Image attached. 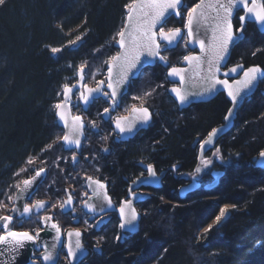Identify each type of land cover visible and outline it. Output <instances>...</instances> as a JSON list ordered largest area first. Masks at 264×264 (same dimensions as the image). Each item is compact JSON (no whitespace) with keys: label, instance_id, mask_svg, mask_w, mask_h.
I'll use <instances>...</instances> for the list:
<instances>
[{"label":"trees","instance_id":"1","mask_svg":"<svg viewBox=\"0 0 264 264\" xmlns=\"http://www.w3.org/2000/svg\"><path fill=\"white\" fill-rule=\"evenodd\" d=\"M197 1H184L180 22ZM131 2L5 0L0 5V216L13 203L17 185L40 167L38 160H49L59 148L54 141L63 129L54 105L63 100V85L78 80L82 64L88 82L106 77L105 61L118 52L113 37L122 30ZM245 34L231 61L264 68V32L249 24ZM52 47L62 51L53 54ZM187 52L185 45L172 52L168 66L180 63ZM143 84L151 90V124L128 141L113 146L109 139L113 149L108 154L95 153L105 160L104 169L118 190L125 188L124 178L135 173L139 161L165 172L163 186L144 203L138 232L121 241L114 231L86 264H264V169L255 166L264 151V82L239 108L234 127L205 156H213V163L201 181L212 180L211 170L224 169L220 185L199 189L185 200L178 189L196 173L199 145L224 122L230 103L219 95L180 109L163 91L170 82L159 62L130 86L136 90ZM133 102L127 94L121 110ZM107 105L108 100L101 102V108ZM217 149L223 163L213 155ZM226 206L227 216L212 224Z\"/></svg>","mask_w":264,"mask_h":264},{"label":"snow or ice","instance_id":"2","mask_svg":"<svg viewBox=\"0 0 264 264\" xmlns=\"http://www.w3.org/2000/svg\"><path fill=\"white\" fill-rule=\"evenodd\" d=\"M5 0H0V5H3ZM182 5V0H132L126 7L128 9L127 24L124 29L117 33V37H113L116 40L119 48L122 50L116 55L111 56L106 64L109 65L107 72V89L110 92L105 91V81L98 80L96 82V87H88L84 81V68L85 65L82 64L78 69L79 80L77 84L69 86L68 84L63 85V95L65 98L64 103H56L54 105L57 110V115L59 119L63 121L65 127L68 128L67 133L62 137L63 144L66 150L79 149L81 145V136L83 135V129L85 127L84 121L80 116H74L71 118V123L69 124L68 118L66 117L64 109L67 107V100L69 94L73 92V88H78L79 96L78 99L82 101L83 105L87 107L90 102H92L96 94L103 96L110 100L112 109L117 105V94L118 88L128 81L129 75L132 73L140 63L142 56L147 55L153 60L158 59L163 63H167V57L161 55V41L165 42V51L169 50V47L176 43L178 39H182L181 29L173 28L165 31L164 25L167 23V19L170 15L180 16V7ZM211 7L215 15L212 17L211 25V43L207 48L206 57L201 60L197 56H185L184 60L189 62H195L197 69H200L204 64L207 65L206 75L202 78L205 81V87L199 95H211L217 91V85L222 86L227 89V95L231 98V102L235 106L238 103V97L243 98L241 95L243 92L251 91L257 86V83L264 82V70L259 67H250L243 73V79L234 80L229 83L228 79H220L218 74L221 72V65L227 67V57L228 49L230 44H235L237 41L244 39V24L243 22L247 19H252L258 22L261 26H264V2H258V0H215L212 5H205L204 0H200L199 3L195 4L194 7L187 10L186 17V28L187 37L189 41L193 39V24H201L207 21L208 17L205 13V9ZM171 10V11H170ZM199 10V11H198ZM234 10H243L244 15H238V20L241 22L236 32L240 35H236L233 31L232 16ZM158 28V30H157ZM77 40L80 37L76 38ZM200 49L202 52L205 51V42L203 39L199 40ZM74 44L75 41H70ZM50 51L55 54L62 51L61 48L52 47ZM99 51V50H97ZM151 61H149L150 63ZM117 69L115 83L113 82V68ZM242 67L237 65L231 68L229 71L223 73L225 77H229L232 73H236L238 69ZM183 70L172 67L171 71L168 73L169 77H179L180 82L184 81ZM95 78L94 76L92 77ZM235 85V87H234ZM162 87V85H160ZM171 92L175 94L176 99L181 105L189 103V94L182 91L179 87H173ZM145 95H151V93H145ZM129 111L130 114L127 116H116L114 118L115 129L118 130L119 134L132 133L137 131L138 125H147L151 120V113L147 107H136L133 105ZM105 114H109L111 119L110 109H103ZM233 116L232 110H229L228 114L225 116V121H230ZM92 127H96L95 122H90ZM227 126V125H225ZM219 129H213L209 134L208 138L204 140L201 144L203 149L204 145L211 144L213 140L217 137ZM57 139H61L57 137ZM106 139V137H102ZM51 147V146H49ZM103 151H108L106 148ZM215 158L221 163H223V157L219 153V149L213 153ZM260 165L264 167V151L259 153ZM72 161L76 163V156H72ZM31 164L33 161L28 160ZM212 164V160L207 158H202L201 165L207 168ZM149 174L150 183H155L158 179L156 171L151 165L146 168ZM21 171H24L22 169ZM44 169L36 171L35 177L32 179H27L23 181L24 188L21 190L22 193L29 192L32 188L36 177H40ZM202 167H197L195 169L196 173H200ZM19 175V173H17ZM143 184L145 181H140ZM19 187V185H17ZM39 187V185H37ZM87 187L92 191V197H95V202L92 201V197H88L83 201L84 207L87 209L85 215H102L103 213L116 210L113 206L111 197L107 195V186L99 180H94L91 176L87 177ZM67 191V190H66ZM131 191V190H130ZM34 193H29L28 198ZM87 196V193H84ZM135 198V194H132ZM9 200L12 199L11 196L8 197ZM73 198L72 194L68 193V198L64 202L60 203L59 207L61 212L67 213L68 211H74L72 208ZM2 206V202H0ZM55 207V205H46L44 201L37 200L35 203L29 207L24 204L21 208H14L12 211L14 213L19 212L21 217H26L31 219L33 212L39 215V213L48 208ZM228 212V208L220 210V214L216 217V222L219 224L225 214ZM118 213L120 217L119 228L125 230L126 232L136 231V221L138 219V213L136 209L132 206V201H122ZM13 220L12 216H0V245L8 246V251L15 254L18 249L25 247L26 242H31L35 245L37 239L40 236V232L36 231L35 235L28 232H15L9 229V225ZM43 226H49L55 232V237L51 245L46 241L40 242V247L44 249L42 254V260L44 264H58L59 252L57 250L58 243L61 248L65 247L64 241L61 239L62 232L58 223L52 222L51 216H43L39 221ZM103 223L102 220L96 222V226L99 227ZM67 235V255L72 260H76L78 252L84 251L81 244L80 237L82 233L79 230L68 231ZM75 237V240H73ZM117 240L120 239L119 236L116 237ZM14 259V255L12 256ZM82 264V261H81Z\"/></svg>","mask_w":264,"mask_h":264},{"label":"flooded vegetation","instance_id":"3","mask_svg":"<svg viewBox=\"0 0 264 264\" xmlns=\"http://www.w3.org/2000/svg\"><path fill=\"white\" fill-rule=\"evenodd\" d=\"M181 17H182L181 15L178 17L171 16L170 18L167 19V21L170 20L169 24L166 23L164 25L165 31H168L169 29H173V28H180L185 32L184 35L182 36V39H180L177 46L174 48L169 47V50L165 51V43H161L160 50L163 56L166 57L170 56L172 52L176 51L181 46L185 45L187 47V35H186L187 17H185L184 22H180V20L182 19ZM187 49L189 50V52H187L184 55V57L191 52V50L188 47ZM184 57L181 59L180 63L178 64L168 66V61L166 64H162L166 70V76H167V71L171 66L182 65V61ZM232 64H236V63H233L231 61L229 66ZM145 70H143L142 73ZM86 84H89L91 86H96V84L88 82L87 80H86ZM171 85L172 84L170 83L169 86L167 87L165 86L166 87L165 90L163 89V91L168 93L169 97H171V95L169 94V88ZM134 89L136 90H132L131 86L129 85L128 94H130V98L134 99L135 102H133L129 106L128 110H130L133 105H135L136 107H147L152 114V120H153L152 108L148 102L149 95H145V93H150L151 91L150 86L148 84H143L142 86ZM219 95H223L231 105L230 97L227 95L226 92H223ZM78 96H79V92L77 91L72 98L71 107H72L73 115H81L83 117L84 123L86 124L85 138L83 144L80 146L79 149L66 150L62 140V137L65 135L66 132L65 129L62 127L63 131L62 134L59 136L61 139H56L54 141V144L59 148L49 155V160L47 159L38 160L40 167H37L33 172V174L31 175L33 176L36 173V171L40 169H44L46 171V175L43 182L39 185V188L32 196V200L27 202V205L32 206L35 203V201L42 200V201H47V205H55V207L48 208L46 211L42 210L39 213V215L33 212L31 219H27L26 217L20 218L18 216H15L13 217L12 220V228H22L28 225L31 227V229L35 227L34 233H36V231H39L44 227L39 222L41 217L51 216L52 221L58 223V225L60 226L62 232V240L64 241L65 244V247L60 248L58 264H70V259L69 256L67 255V247H66L67 239H68L66 233L68 231L79 230L82 233V236L80 237L82 248L87 252V257L81 260L82 264L87 263L93 251H100L103 245L107 244L108 237L114 231L118 233L122 241L123 231L122 229L119 228L120 219L118 217V212L116 210L107 211L102 215H92V214L85 215L87 209L84 207L83 201L91 195L90 190L87 187V177L91 176L93 179H98L99 181L107 184L108 195L111 197L115 209H118L121 202L128 199L131 184L137 179L149 175L147 170L140 165V163L141 162L144 163V161H139L137 163L138 168L136 169L135 173L129 179L124 178V180L127 183L125 188L122 190H118L114 187L115 185L112 184L111 176H109L107 171H105L104 169L105 160H103L101 156L97 155L98 153L95 152H99L100 154L106 155L109 153V150L112 151L113 149L112 146H108L109 139L113 140L114 143L113 146L115 145L117 140L122 141L120 139L119 134L116 133L113 127V121L116 116L129 114V111L121 110V107L123 106L122 104L124 98L122 100L121 105L118 107L116 113L112 114L111 116L112 118L106 119L104 117L103 109L109 108V102H110L109 99L105 97L94 99L93 102L89 104L88 108L85 109L82 104V101L78 99ZM171 98L173 99V101H175L173 97ZM104 100H108V105L106 107L101 108V102ZM118 111L120 114H117ZM103 119L107 122H111L110 123L111 125L109 127L108 124L103 126L104 123ZM93 121L95 122L96 127L91 126L90 122ZM141 131H139L138 133H140ZM102 137H106V139H102ZM105 148L108 151L106 152L103 151V149ZM73 155L76 156L75 164L72 161ZM149 165L155 168L152 164ZM155 170L157 177L161 179V183L159 185L155 184L154 186L151 187L143 186L140 189L133 191V193L137 192L140 195L141 200L139 203L136 204V208L141 213V215L143 214L144 211L143 210L144 203L152 195H154L155 190H158L163 186V182H164L163 179L165 177V172L158 171L156 168ZM68 193H71L74 199V204L72 207L74 211H68L65 214L61 212L59 205L68 198ZM84 193H87V196H85ZM11 210L4 213L2 216L9 215L11 213ZM100 220H102L103 223L99 227H97L96 222ZM129 237L130 236H127L124 239H127ZM73 240H75V237H73ZM81 261L78 264H81Z\"/></svg>","mask_w":264,"mask_h":264},{"label":"water","instance_id":"4","mask_svg":"<svg viewBox=\"0 0 264 264\" xmlns=\"http://www.w3.org/2000/svg\"><path fill=\"white\" fill-rule=\"evenodd\" d=\"M199 2H200V0L197 3H199ZM249 2H250V0H249ZM258 2H264V0H258ZM204 3H205V5H212V4L215 3V0H204ZM183 6H184V0H182V5L180 7V15H181V9H182ZM194 6L195 5H193L192 7H194ZM205 13H206V15L208 17L207 21H204L201 24H197V23L194 22V24H193V39L191 41H189V38L187 37V47L191 50V52L188 53L186 56H197V57H200L201 60L205 59L206 53H207V48H208V46L211 43V25H212V22H213L212 21V17L215 15V12H214V10L211 7H207L205 9ZM127 15H128V13H127ZM127 15H126L125 23H124V26H123L122 30L124 29L125 25L127 24ZM238 15H244V11L243 10H239V11L234 10V12H233L232 24H233V31H234V33H236V35H240V33L236 32V29L238 27H236V25H235V22L239 21L238 20ZM171 16H175V15H170L168 18H170ZM240 23L241 22L239 21V24ZM243 24H244V33H243L244 38H245V35H246L245 32H246L247 27H248L249 24H255L260 32H264V26H261L258 22H255L252 19H247L246 18V20L243 22ZM157 30H158V28H157ZM184 32L185 31L181 29L182 36L184 35ZM186 35H187V28H186ZM201 39H203L204 42H205V51L204 52L201 51L200 45H199V42H198ZM242 40L237 41L234 45L233 44L229 45L228 57H227V67H224L223 64H222L221 65V72L218 74L220 79H228L229 83H232L234 80L243 79L244 71H246L250 67H259L262 70H264V68L262 66H260V65H251V66L246 67V65L244 63H236V64H232V65L229 66V64L231 62L233 51H234L235 47ZM179 41H180V39H178V41L176 43H174L173 45H171L170 47L171 48L176 47ZM161 43H165V42L161 41ZM115 46L118 49L117 53L122 51L119 48V46H118V44L116 42H115ZM149 61H151V62L149 63ZM157 62H159L161 64H165V63L159 61L158 59L153 60L151 57H148L147 55L141 57L140 63H138L137 67L135 69H133L132 73L129 75L128 81L118 88V90H117L118 94H117V97H116L117 105L114 108V110L112 109V105L109 102V109H110V115L111 116H112V114L116 113V111L118 110V107L122 103V100H123L124 96H126L128 94L130 83L133 80L138 79L143 70H145L147 68L154 67L157 64ZM237 65H241L242 67H240L236 73H232L229 77H225L223 75L224 72L229 71L231 68L236 67ZM108 67H109V65L107 64V72H108ZM172 67H176V68H179V69L183 70L182 74L184 76V81L182 83L180 82L179 77H169L168 76V73L171 71ZM206 68H207V65L204 64L200 69H197V67L195 65V62H192L190 64L189 62H187V61H185L183 59L181 66H171L168 69L167 78H168L169 82L172 84L170 86V88H169V94L171 95V97H173L175 99V101L177 102V104H178L180 109H186V108H188V107H190V106H192L194 104H198V103L210 102V101L214 100L219 94H221L223 92L227 93V89L223 88L220 85H217V91H215L213 94H211V95H203V96L199 95V93H201L203 91V88L205 87V81L202 78L206 75ZM116 72H117V69L114 67L113 68V82L114 83H115V79H116ZM78 80H79V76H78ZM78 80L74 84H77ZM104 81L106 82L105 83V91L110 92V90L107 89V87H106V84H107V73H106V78H105ZM83 83L86 84V68H84V81H83ZM259 84H260V82L257 83V86L254 87L251 91L243 92L241 94L243 96V98L238 97V103L235 106L231 102V105H230L226 115L228 114L229 110H232L233 116L230 118V121H225V118H224V122L223 123H221V124H219V125H217L216 127L213 128V129L221 130V131L218 132V135L213 140V142L211 144L204 145L203 149L201 148V144H202V142L204 140H206L208 138V135L201 142V144L199 145V150H198V166L197 167H202V171L200 173H195L193 175V178L191 179V181H189V182H187V183H185V184L180 186V188L178 189V195H179L180 200H185L190 194L196 192L199 189H204L206 191H212V190L216 189L220 185L221 180L225 176L226 171L224 169H213V170H211L210 174L212 176V180L210 182H208V183H203L200 180V177H201L203 169H204V167L201 165V160H202V158H205L207 153H209L211 151V149H213V147L217 144V142L224 135H226L228 132H230V130L234 127V123H235V120L237 118L239 108L242 106V104L244 103V101L248 97L253 95L258 90ZM72 85H69V86H72ZM87 85H88V87H92V88L96 87V86H91L89 84H87ZM173 87H179V88L182 89V91L187 92L189 94V97H190L189 103L181 105L178 102V100L176 99L175 94L171 92V89ZM234 87H235V85H234ZM77 91H78V88H73V92L71 94H69V98L67 100V107L64 109L66 117L68 118L69 124L71 123V118L74 117V116H77V115H73L72 107H71L72 106L71 105L72 98H73L74 94H76ZM100 97H103V96H100L99 94H96L95 99H98ZM230 100H231V98H230ZM64 102H65V98H64V95H63V100L60 103H64ZM92 102H90L89 104H91ZM88 106L89 105H87V107L84 106V108L87 109ZM149 112H150V110H149ZM129 114H130V112H129ZM129 114H127V115H129ZM127 115H121V116H127ZM56 116H57V120H58L59 125L61 127H63L65 129V132L67 133L68 128L65 127L63 121H61L59 119V116L57 115V110H56ZM78 116H80L83 119V117L81 115H78ZM104 117L106 119H109V114H105L104 113ZM151 117H152V114H151ZM151 121H152V118H151V120L149 121V123L147 125H138L137 127H138L139 130L133 131L132 133H126V134H119L118 133V130L115 129L114 121H113V127H114L116 133L119 134L120 139L122 141H126V140L134 137L139 131H141L143 129H146L150 125ZM225 125H227V126H225ZM85 129H86V124H85V127L83 129V135L81 136V145L83 144V141H84V138H85ZM259 161H260V156L257 157V159L255 161V166L264 169V167H261ZM141 166L144 169H146L148 164L141 163ZM154 170H155V168H154ZM35 175H36V173L33 176H31V177H29L27 179H32L33 177H35ZM45 175H46V171L42 172L40 177H36V180L33 183L32 188H30L29 192H26V193H22L21 192V190L24 188V184L22 182L21 186L17 189V191H16V193L14 195L12 210L14 208H21L22 209V206L24 204H27V202L32 200V196L35 194V192L39 188V187H37V185H40L43 182V180L45 178ZM27 179H25V180H27ZM94 180H98V179H94ZM140 181H145V183L141 184V183H139ZM148 181H149V175L145 176L143 178H139V179H137L136 181H134L131 184V188H130L131 191H130V193L128 195V199L127 200H131L132 201V206L136 209V211L138 213V219L135 222L136 223V231L135 232H126L125 230L122 229V231H123L122 240L125 237L131 236V235H133V234L138 232L140 221H141V218H142L141 213L136 208V204L139 203L140 200H141L140 199V195H139V193L135 192L134 193L135 194V198H134L133 195H132L133 191L137 190V189H140L143 186L151 187V186H154L155 184L159 185L161 183V179L160 178H158L155 183H150ZM106 186H107V184H106ZM89 190H90V194H91L89 197H92V191H91L90 188H89ZM29 193H34V194H32L30 198H28ZM107 195H108V192H107ZM95 199H96L95 197H92V201L93 202H95ZM127 200H124V201H127ZM44 202L47 205V201H44ZM73 204H74V199H73ZM27 206L31 207V205H27ZM72 207H73V205H72ZM116 211L118 212V209H116ZM6 216H12V217L18 216V217L21 218L19 212L14 213L13 211H11V213L9 215H6ZM118 217H119V213H118ZM119 219H120V217H119ZM2 223L3 222L0 221V224H2ZM9 229L12 230V231H15V232H27V231L14 230L12 228V222L9 225ZM39 232H40V236L37 239L35 245L33 243H31V242H26L25 243V247L22 248V249H18L15 254H12V253H10L8 251V246L0 245V264H44V262L42 260V254L44 252V249L39 246L40 242L43 240V241H46L49 245H51V243L53 242L54 237H55V232L49 226H44L41 230H39ZM28 233H30V232H28ZM30 234H32V233H30ZM61 239H62V236H61ZM60 248L61 247H60V245L58 243L56 251L59 252ZM13 255L15 257L14 259L12 258ZM77 257L78 258L76 260H72L69 257L70 264H78L83 258L87 257V252L85 250L82 251V252H78Z\"/></svg>","mask_w":264,"mask_h":264},{"label":"rangeland","instance_id":"5","mask_svg":"<svg viewBox=\"0 0 264 264\" xmlns=\"http://www.w3.org/2000/svg\"><path fill=\"white\" fill-rule=\"evenodd\" d=\"M145 76H146V74H145ZM105 78H106V77H100L99 80H105ZM207 159L212 160V163H213V156L208 157ZM209 168H210V165H209L207 168H204V169H203V172H202L201 178H202V176L208 171ZM12 207H13V203H12L11 205H5V206H4V210H5V211L2 213V215H3L4 213L10 211V210H8V209H12ZM226 207L228 208V212H229V210H230V206H226ZM6 210H7V211H6ZM228 212L225 214V217L227 216ZM225 217H224V218H225ZM222 219H223V218H222ZM212 224H217L216 219L213 220ZM17 229H18V228H17ZM1 233H2V231H0V234H1Z\"/></svg>","mask_w":264,"mask_h":264},{"label":"bare ground","instance_id":"6","mask_svg":"<svg viewBox=\"0 0 264 264\" xmlns=\"http://www.w3.org/2000/svg\"><path fill=\"white\" fill-rule=\"evenodd\" d=\"M141 163H143V162H141ZM141 163H140V165H141ZM143 164H148V165H149L150 163H148V162H145V161H144V163H143Z\"/></svg>","mask_w":264,"mask_h":264}]
</instances>
